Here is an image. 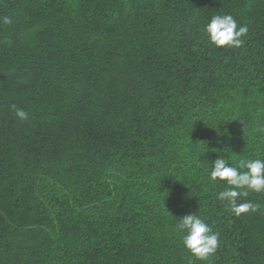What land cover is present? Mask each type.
Wrapping results in <instances>:
<instances>
[{
	"label": "trees",
	"instance_id": "16d2710c",
	"mask_svg": "<svg viewBox=\"0 0 264 264\" xmlns=\"http://www.w3.org/2000/svg\"><path fill=\"white\" fill-rule=\"evenodd\" d=\"M217 14L247 25L241 48L206 42ZM3 16L0 264H264V193L236 217L207 176L264 158V0H0ZM195 212L220 234L205 262L172 230Z\"/></svg>",
	"mask_w": 264,
	"mask_h": 264
},
{
	"label": "clouds",
	"instance_id": "9594fccd",
	"mask_svg": "<svg viewBox=\"0 0 264 264\" xmlns=\"http://www.w3.org/2000/svg\"><path fill=\"white\" fill-rule=\"evenodd\" d=\"M0 22L5 25L11 24L12 18L3 16L0 17ZM202 32L211 47L238 49L245 43L243 37L247 35L248 27L238 25L230 14H217L211 16L203 25ZM11 108L18 119H28V113L23 109L15 105H11ZM250 135L264 143V123H258L253 127ZM202 153L207 152L202 150ZM235 165H230L224 158H216L211 161L207 176L212 182L223 184V190L217 194V198L225 201L230 212L239 217L255 213L261 208V205L246 198L251 193H264V158H240ZM172 230L179 234L183 248L196 261H208L217 252L220 243L219 232L213 231L212 226L196 212L176 219Z\"/></svg>",
	"mask_w": 264,
	"mask_h": 264
}]
</instances>
